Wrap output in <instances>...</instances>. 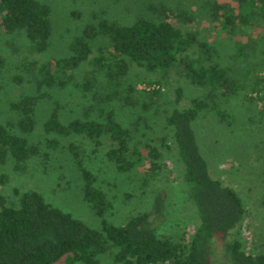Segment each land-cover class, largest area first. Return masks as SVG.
Masks as SVG:
<instances>
[{
	"label": "trees",
	"instance_id": "16d2710c",
	"mask_svg": "<svg viewBox=\"0 0 264 264\" xmlns=\"http://www.w3.org/2000/svg\"><path fill=\"white\" fill-rule=\"evenodd\" d=\"M203 3L201 10L218 32L226 34L228 39L245 37L249 41L248 55L255 56L250 30L264 20V0H205ZM149 8L153 14L137 15L130 22L103 18L95 24H85L70 42L69 56L37 67L33 79L38 94L10 104L11 112L17 116L18 131L0 123V162L9 156L19 170L37 153L24 135L34 128L35 107L44 95L40 89L61 91L69 86L84 98L90 91L95 105L81 107L83 118L75 117L66 122L60 119L57 108H53L43 123L44 131L58 137L83 136L98 142L105 137L110 143L105 151L106 159L119 172L131 170L144 155L138 147L139 141L133 143L130 129L114 118L112 109V102H120L124 107L137 102L131 98L136 92L133 84H123L128 62L147 73L164 74L177 66L185 83L202 90L186 107H174L163 119L165 127L171 131L175 159L181 165L180 181L184 183L197 218L193 233L187 240L157 233L153 222L161 216L164 202L158 193L147 211L128 217L122 224L107 222L104 219L110 206L107 194L96 185L94 174L81 165L79 146L71 143L69 148L82 180V199L100 218L99 227H90L53 206L37 190L20 192L16 204H6L0 198V264H55L63 257L68 264H100L97 257L110 249L113 250L104 264H210L215 241L221 242V264H264V251L252 253L243 249L238 237L244 216L241 198L231 187L210 175L192 129L193 121L208 105L215 108L220 101L245 88L242 99L260 102L263 106L264 72L252 75L247 85L239 86L229 74L230 69L217 63H205L215 55V49L198 40L180 23H190L198 9L185 13L180 7L174 10L163 3ZM49 14V6L37 0H0V28L8 32L23 31L30 50L36 53L43 52L48 44ZM194 46L197 56L187 59L180 56ZM233 47L232 58L236 62L244 60L245 54L240 53L244 48L236 43ZM260 53L258 66L264 71V51ZM85 60H91L93 73L77 83L72 71ZM2 66L0 58V68ZM245 70L250 74L248 66ZM144 83L151 87L141 91L146 97L142 104L146 111L155 103L161 84L150 79ZM154 84L156 88L152 87ZM94 87L97 91H92ZM180 98L181 87H176L174 104H178ZM219 110L217 107L216 113L220 116L224 111ZM90 114H94L93 117ZM146 148L148 169L156 172L160 153L156 148Z\"/></svg>",
	"mask_w": 264,
	"mask_h": 264
},
{
	"label": "rangeland",
	"instance_id": "374dc122",
	"mask_svg": "<svg viewBox=\"0 0 264 264\" xmlns=\"http://www.w3.org/2000/svg\"><path fill=\"white\" fill-rule=\"evenodd\" d=\"M37 1L50 9L51 32L43 52L30 50V42L23 31L8 32L0 28V58L3 60L0 68V123L14 132L18 131L17 116L11 112L10 104L22 97L38 94L35 93L33 77L39 65L69 56V44L85 24H95L103 18L130 22L137 15L153 14L149 8L153 4L158 6L163 3L174 10L180 7L185 13L198 9V14L190 23H180L198 40L215 49V55L205 63H217L230 69L229 74L239 86L247 85L252 75L264 72L258 66L260 52L264 51V20L250 30V37L255 43V56L252 57L248 55L249 41L245 37L228 39L226 34L218 32L201 10L205 0ZM235 43L244 48L240 52L245 54L244 60L239 62L232 58ZM197 55L194 46L180 56L187 59ZM246 66L250 68V74L246 72ZM93 67L91 60L83 61L72 71L73 80L81 83L91 77ZM148 79L157 80L161 85L155 103L144 111L142 104L146 97L141 91L151 88L144 83ZM123 84H133L136 92L131 98L137 99V102L126 107L120 102H112L114 118L130 129L133 143L139 141L138 147L144 159L131 170L119 172L105 157L110 145L105 137L98 142L83 136L58 137L46 133L43 123L53 108H57L60 119L66 122L75 117L83 118L81 107L95 104L90 99V91L84 98L69 86L61 91L41 88L44 95L35 107L34 128L24 135L37 153L27 159L19 170L15 169L9 156L0 162V198L6 204H16L20 192L37 190L53 206L69 212L90 227L98 228L100 218L82 199V180L69 148L74 143L79 146L77 153L81 156V165L94 174L96 185L107 194L110 205L104 218L107 222L122 224L128 217L147 211L158 193L164 202L161 216L153 222L155 230L160 235L187 240L194 231L197 218L193 204L187 199L184 183L180 181L181 165L175 159L171 131L165 127L163 119L174 107H186L192 98L201 95L202 90L185 83L177 66L164 74L147 73L129 62ZM152 87L156 88L157 84ZM176 87H181L178 104H174ZM246 89L220 101L215 108L211 109L208 105L206 111L193 121L192 129L210 175L231 187L241 198L244 216L238 237L244 250L257 253L264 251V105L243 100ZM92 91H97V88H92ZM217 107L219 111H224L220 116L216 113ZM147 146L156 148L160 153L157 171L153 173L148 169ZM112 250L97 257L100 264L108 261ZM222 259L221 242L215 241L210 264H221ZM55 264L68 263L63 257Z\"/></svg>",
	"mask_w": 264,
	"mask_h": 264
}]
</instances>
